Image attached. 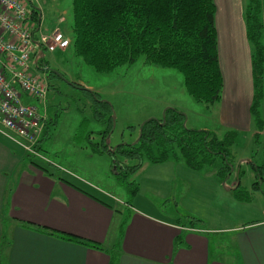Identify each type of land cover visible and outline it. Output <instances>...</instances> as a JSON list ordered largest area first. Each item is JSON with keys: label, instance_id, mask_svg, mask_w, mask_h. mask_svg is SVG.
<instances>
[{"label": "crops", "instance_id": "crops-1", "mask_svg": "<svg viewBox=\"0 0 264 264\" xmlns=\"http://www.w3.org/2000/svg\"><path fill=\"white\" fill-rule=\"evenodd\" d=\"M214 1L224 80L220 100L215 103L219 124L261 134L264 131L257 129L250 111L254 77L244 18L246 0ZM261 13L264 43V0ZM260 106L264 121V93ZM200 129L209 130L207 126ZM24 153L0 132V239L5 234L8 240L2 264H110L109 250L118 242L123 222L119 264H264V214L245 224L209 227V185L199 187L207 184L201 178L208 177L193 175L195 171L185 163L169 159L157 163L160 170L173 166L167 170L172 174L162 177L161 184L167 187L161 186L160 193L162 198H172L175 208L164 210L138 200L136 206L128 204L130 208L123 211L115 199L87 183L50 172L34 161L27 164ZM2 217L7 218L6 224ZM24 221L92 239L103 249L26 227Z\"/></svg>", "mask_w": 264, "mask_h": 264}, {"label": "rangeland", "instance_id": "rangeland-1", "mask_svg": "<svg viewBox=\"0 0 264 264\" xmlns=\"http://www.w3.org/2000/svg\"><path fill=\"white\" fill-rule=\"evenodd\" d=\"M23 2L39 9L40 30L59 28L73 38L72 0ZM40 64L43 69L37 72L44 74L50 84L45 107L47 134L37 147L44 158L28 157L24 153V160L27 164L30 161L43 164L50 172L95 187L105 196H111L110 200L115 199L120 210L126 211L130 208L128 204L136 206L138 200L150 201L164 210L175 208V201L162 198L160 193L161 186L167 187L161 184L165 181L162 177L172 174L173 171L167 170L173 166L160 170L159 164L144 157L139 169L126 176L124 181H119L112 168L111 155L95 151L93 143H99L100 147L103 143L114 147L136 142L140 125L150 118H162L167 108L182 111L186 116L185 126L189 129L201 130L200 126H207L221 139L230 130L219 124L216 104L197 102L191 97L181 72L146 62L144 57L110 71L98 72L76 55L71 46L54 52L44 50ZM51 69L57 70V75L52 74ZM82 87L96 92L100 101L96 102L94 96ZM26 101L44 109L36 100L28 98ZM95 107L104 114L103 117L94 113ZM232 130L238 132L230 147V159L235 170L226 178L221 177L219 171L223 161L217 157L214 163L193 172L195 176L208 177H200L207 184L199 187L207 189L209 185L208 211L211 215L206 224L209 227L245 224L264 214V179L259 185H254L257 176L252 164L264 161V132L255 136L251 129ZM105 131L110 132L104 140ZM118 158L128 165L134 162L121 156ZM168 159L185 163L177 148ZM238 170L239 181L235 183ZM215 181H219L218 186ZM212 190L215 191L214 196ZM237 193H243L242 199L237 197ZM178 201L183 208V202ZM6 222L7 218L2 217V223Z\"/></svg>", "mask_w": 264, "mask_h": 264}, {"label": "trees", "instance_id": "trees-1", "mask_svg": "<svg viewBox=\"0 0 264 264\" xmlns=\"http://www.w3.org/2000/svg\"><path fill=\"white\" fill-rule=\"evenodd\" d=\"M32 10L38 26L40 18L35 13H39V9L33 6ZM215 14L214 0H72L73 38L70 47L73 46L74 53L98 72L134 63L140 57L152 64L175 68L183 74L191 97L197 102L212 105L220 100L224 86ZM244 18L252 48L254 77V98L250 111L258 130H262L264 121L260 105L264 93V43L261 0H246ZM51 72L58 73L54 69ZM82 88L90 92L96 102L100 101L96 92ZM94 113L104 116L96 107ZM185 119L182 111L167 108L162 118H150L143 123L136 142L121 143L115 148L105 143L103 147L93 143V149L111 155L112 168L119 181H124L126 176L139 169L144 157L154 163L164 162L175 148L181 153L185 164L193 170L210 165L220 157L223 164L219 174L226 178L235 170L230 159V147L238 132L229 130L221 139L209 130L187 128ZM109 132L105 131L104 140ZM46 134L45 130L40 141ZM119 156L134 162L125 164ZM252 164L257 176L254 185H259L264 179V161ZM239 175L238 170L237 182ZM240 196L243 197V193H237V197L242 199ZM124 223L121 224L118 242L109 250L110 264H119ZM22 224L66 241L103 249L100 242L74 233L28 221ZM7 243L5 234H2L0 264Z\"/></svg>", "mask_w": 264, "mask_h": 264}, {"label": "built area", "instance_id": "built-area-1", "mask_svg": "<svg viewBox=\"0 0 264 264\" xmlns=\"http://www.w3.org/2000/svg\"><path fill=\"white\" fill-rule=\"evenodd\" d=\"M32 9L23 0H0V132L26 153L44 158L37 147L47 125L49 82L37 70L44 50H66L72 39L59 28L40 30Z\"/></svg>", "mask_w": 264, "mask_h": 264}, {"label": "water", "instance_id": "water-1", "mask_svg": "<svg viewBox=\"0 0 264 264\" xmlns=\"http://www.w3.org/2000/svg\"><path fill=\"white\" fill-rule=\"evenodd\" d=\"M142 125H143V123L140 125V130H141V128H142ZM138 140V139H137ZM115 148V147H114ZM114 148H112V150L114 151Z\"/></svg>", "mask_w": 264, "mask_h": 264}]
</instances>
